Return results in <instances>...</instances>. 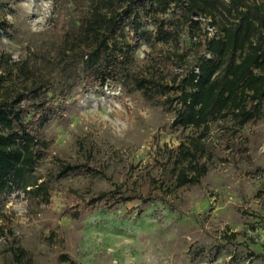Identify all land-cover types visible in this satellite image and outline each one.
I'll return each instance as SVG.
<instances>
[{"label":"rangeland","instance_id":"obj_1","mask_svg":"<svg viewBox=\"0 0 264 264\" xmlns=\"http://www.w3.org/2000/svg\"><path fill=\"white\" fill-rule=\"evenodd\" d=\"M149 9L145 1L134 16L138 30L125 29L132 67L146 72L156 30ZM0 22V95L28 94L29 105L33 73L40 74L38 98L50 102L52 116L45 136L53 139L27 175L47 184L49 201L35 186L0 192V264H264V102L244 126L231 117L211 121L198 159L207 172L177 189V169L188 164L180 146L202 130L173 125V92L149 99L130 82L90 87L66 68L60 29L79 25L73 0H0ZM180 48H191L187 31ZM200 54L193 47L171 71L185 74ZM63 164L80 168L56 178ZM117 191L135 199L87 206Z\"/></svg>","mask_w":264,"mask_h":264},{"label":"trees","instance_id":"obj_2","mask_svg":"<svg viewBox=\"0 0 264 264\" xmlns=\"http://www.w3.org/2000/svg\"><path fill=\"white\" fill-rule=\"evenodd\" d=\"M73 1L79 25L74 30L65 26L60 29L61 55L66 68L79 73L90 87L130 82L149 99L166 97L173 92L174 96L167 98L169 103L178 105L173 125L202 130L180 146L179 156L188 164H181L177 169L175 188L197 183L207 172V165L198 159L205 153L203 139L210 122L231 117L244 126L262 114L264 0ZM145 1L150 2L149 12L156 27L155 42L147 55L152 60L148 72L132 67L136 60L135 46L126 40L125 31L127 27L138 30L134 16L137 17ZM168 12L173 17L162 18ZM208 26L216 30L215 36H209ZM5 29V22H0V35ZM184 31L191 38L189 49L180 48ZM158 43L163 45L160 49L156 46ZM170 44L172 49H163ZM193 47L202 50L196 65L185 74H173V65L183 63ZM167 75L169 82H166ZM40 77L33 73L29 90L35 99L29 105L23 104L28 94L0 95V192L16 186L30 191L27 187L35 186L34 194L49 201L51 192L47 184L31 183L27 178L46 160L53 142L45 136L52 116L47 110L50 102L38 98L42 88ZM3 83L4 76L0 75V89ZM78 168V165L63 164L56 178ZM109 194L99 193L87 201V206L135 199L119 191L112 192L111 198ZM80 215V211H75L72 217Z\"/></svg>","mask_w":264,"mask_h":264},{"label":"built area","instance_id":"obj_3","mask_svg":"<svg viewBox=\"0 0 264 264\" xmlns=\"http://www.w3.org/2000/svg\"><path fill=\"white\" fill-rule=\"evenodd\" d=\"M203 20L205 21V19H203ZM207 29H208V32H209L208 34H209L210 37H213V36L216 35V30H215L214 28L208 26ZM198 71H199V70L197 69V72H198Z\"/></svg>","mask_w":264,"mask_h":264}]
</instances>
